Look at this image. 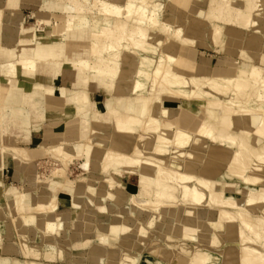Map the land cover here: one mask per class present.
Listing matches in <instances>:
<instances>
[{"label":"bare ground","instance_id":"6f19581e","mask_svg":"<svg viewBox=\"0 0 264 264\" xmlns=\"http://www.w3.org/2000/svg\"><path fill=\"white\" fill-rule=\"evenodd\" d=\"M22 1L44 0H0V61L9 63L4 71L0 62V166L10 154L19 173L34 159L12 140L16 129L30 135L35 98L47 99L35 113L70 121L67 138L38 148L61 164L50 179L38 175L30 193L6 189L14 203L0 210L19 237L9 250L32 260L0 256V264H264L261 0H69L48 36L39 32L44 16L30 29L15 20ZM176 6L189 17L173 14ZM190 47L227 59L188 68ZM89 90L109 94L95 103L100 117ZM80 160L85 173L70 178ZM123 174L138 177V192ZM57 187L71 215L57 214ZM31 223L44 226L47 250L29 243ZM9 229L0 215V252Z\"/></svg>","mask_w":264,"mask_h":264},{"label":"crops","instance_id":"0c3cea01","mask_svg":"<svg viewBox=\"0 0 264 264\" xmlns=\"http://www.w3.org/2000/svg\"><path fill=\"white\" fill-rule=\"evenodd\" d=\"M24 4H27V5L35 4L39 7L38 11L41 10V5L38 3L24 1ZM18 38L19 37L14 36L13 42H17ZM19 83H20V86L23 87L24 89H30L32 87V81L28 80V79H23L22 77L20 78ZM46 83H53V84L55 83L54 85H57L58 87L63 85L59 80L46 81ZM91 96L94 99V101L102 104L103 106L107 102V99H108L107 93L106 94L102 93L100 90L92 91ZM35 99H38L39 103H37L36 107L33 106V114H36V116L35 115L31 116V125H30L31 126V132H30V135L28 136L25 133H23L22 131H19V129H16V131H15L16 137L12 140V142L16 145H19L22 147L23 146L27 147V150L30 153L32 152V154H33L32 156L34 157V159L30 163L25 164L23 166V168L19 171V173L16 172V170H17L18 164L20 162H17L16 159L12 155L7 154L5 156V160L1 162L3 164V166L2 167L0 166V205H4V207L5 206L8 207L9 204L12 205V203H14V199H12V198L6 199V197H5L7 188H9L10 190H13V191L21 189L22 191H27L28 193H30V189L34 190V186L31 184H33V181L39 175L38 174L39 173V167L41 166L42 159H44V157H45V155L40 156V155H42V154H40L42 152L38 151L40 144H48L49 143L48 141H52L53 140L52 137H54L56 134L62 133L63 134L62 136H64L65 135L63 133V132H65L64 128L68 124V121H70V120H68V118H66V116L64 117V114L62 115L60 120L56 121L54 119L53 115H51L49 113L50 112L49 109L45 112L44 116L39 115V113H35L36 111H39L38 110L39 106L46 105V103H47L46 98L37 97ZM31 108H32V106H31ZM68 116L69 115H67V117ZM71 116L73 117V114H71ZM199 116H201V115H199ZM53 120H55L56 122H59V123H57L56 125L52 124ZM60 126H62V128ZM64 138H67L66 135ZM70 139H74V137H71ZM19 140H21L23 143L19 144V142H18ZM81 161H80V163H81ZM79 168L81 169L80 165H79ZM81 171H82V169H81ZM82 173H85V172H82ZM121 180L127 189L131 190L132 192H138L139 191L140 184H139V180H138L137 176H130L127 174H123L121 177ZM40 185H41V183H40ZM55 191H56L57 195L59 196V202H60L59 206H58L57 214L61 215V216L71 215L72 209L70 207L69 199L67 197L68 192L65 191L64 189H62L61 187H57ZM9 214L10 213H9L8 208L0 210V215H1L2 219L7 221L10 225L9 234H7L4 238V245H3L4 251L0 252V256H4V257H7V256L15 257L16 256L15 258L19 259L20 261H24V260L25 261H27V260L31 261L32 258L27 259L22 254H19L17 252H11L9 250L8 245L10 243H13L14 241H17V239L19 240V237L17 235H15V232H14L16 228L14 227L13 222H12V216L13 215H9ZM15 214L16 213H14V215ZM29 225H30L29 231H28L29 243L30 244H37L42 249H45L46 247H48V243L46 242V237H45L44 232H43L44 226L42 224L33 225L32 223ZM31 229H32V231H31ZM7 251H8V253H7ZM23 258H24V260H23ZM40 260L43 264H70V263L64 262L62 260H55L52 262L49 260H46L45 258H41Z\"/></svg>","mask_w":264,"mask_h":264},{"label":"rangeland","instance_id":"374dc122","mask_svg":"<svg viewBox=\"0 0 264 264\" xmlns=\"http://www.w3.org/2000/svg\"><path fill=\"white\" fill-rule=\"evenodd\" d=\"M56 1L58 3H56ZM101 1H102L103 4H106V6H109V7H111V6H119V5H121V4H123L125 2V0H120V1L119 0H101ZM64 3H69V0H44L42 5H41V10L38 11L39 7L37 5H35V4L27 5V4H24V1H22L19 4V9L17 10V12H14L13 15L14 16L20 15L19 19H18V17H15V20L17 22L24 21V29H30L31 25H34L36 23V21L38 19L37 18L38 14L41 15V16H44L45 18H47L49 20L50 23L41 25V27L39 28V32L42 31V33H44L45 35L48 36L49 31L52 32L56 25H58V24L62 25L64 20H65V17L63 16V13L61 12ZM156 3H157V1H156ZM55 4H56V6H55ZM259 4L263 5L264 4V0H261L259 2ZM178 8H179L178 6L174 7L171 12L173 14H175V15L181 16L182 19H185V18L189 17V12L188 11H181L180 8L179 9ZM42 9H44V10H42ZM259 9H260V7H259ZM262 9H264V7H262ZM261 12H264V10L261 11ZM243 33L248 34V30L245 29L243 31ZM188 51L189 52L190 51L191 52L195 51L197 53L196 57L194 58V60L191 59V58L187 59V64L186 65L188 66V68H189V66L192 67V66H196L197 64L200 65L203 60H209L210 61V65H212V68L215 69L216 67H218L219 59H227V57L225 55H223L222 53H219L217 51H214L212 49H205V48H201V47H190L188 49ZM1 60L2 61H0V62H2V64H3V70L4 71L8 70L9 69V63H5V62L8 61L7 57L3 56V59H1ZM231 62L233 63L234 61H231ZM90 92H92V91L89 90V93ZM107 96H109V94H107ZM90 101L93 102V104H91L92 105V111L93 112L97 111L96 106L99 107V104H95L96 101H94V99L92 98L91 94H90ZM101 115L102 114H100L99 111H97L96 116L100 117ZM18 142H19V144L23 143L21 140H19ZM48 142L52 143L53 140L52 141H48ZM57 142L55 141L53 143H57ZM23 148L27 149V147H25V146H23ZM38 151H40V150H38ZM40 154H42L40 156H44L45 155V157H44V159H42L41 166L39 167V175L42 176L43 179L48 180V179H50V175L52 174L53 169L55 167H60L61 164H60L59 161L56 160L55 157L51 156V154H49V153L46 154V152L43 151ZM201 154H203V152H201ZM80 161L76 162L75 164H73L71 166V168H69V171H70L69 172L70 173L69 177L70 178H75L78 174H80L82 172L81 169L79 168ZM237 184H238V189H240V190L244 189L243 185L240 182L237 183ZM212 212H213V215H215L216 211L213 210ZM116 215H118V214H113L112 218L116 217ZM183 220H184V217H183ZM207 226H208L207 223H205V227H207ZM90 246L91 247L89 249V252H93L92 251V246L93 245L91 243H90ZM46 248H48V247H46ZM137 248H140V246H138ZM45 250H47V249H45ZM115 250H117V249L116 248H112L111 249V251H115ZM44 257H46V255H44ZM82 264H89V263L88 262H84Z\"/></svg>","mask_w":264,"mask_h":264}]
</instances>
